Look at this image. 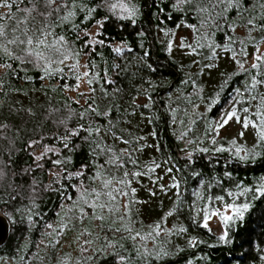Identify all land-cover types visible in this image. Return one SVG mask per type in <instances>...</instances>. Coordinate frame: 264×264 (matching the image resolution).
Returning <instances> with one entry per match:
<instances>
[{"label":"snow or ice","instance_id":"obj_1","mask_svg":"<svg viewBox=\"0 0 264 264\" xmlns=\"http://www.w3.org/2000/svg\"><path fill=\"white\" fill-rule=\"evenodd\" d=\"M160 2L164 7L154 0V39L178 74L174 91L151 78L156 67L148 62L150 51L143 41L152 29L136 31L139 56L132 55L133 48L124 40L104 38L109 23L135 28L142 15L140 0H0V205L7 208L17 199L27 200L14 211L30 230L40 214L41 194L58 195L64 203L58 207L55 224H44L41 240L45 249L52 250L54 264H97L100 257L106 258L105 264H157L173 252H182L184 248L172 242L187 233L180 222L181 182L173 173L195 176L203 186L202 173L195 167L198 155L204 159L227 154L225 164L264 159V0ZM166 9V19L178 17L174 28L161 19ZM189 17L194 22H188ZM181 28L190 32L177 38L176 30ZM104 47L123 63L108 68L106 61L98 62L97 57H102L98 49ZM213 72L214 84L208 92L204 77L212 78ZM33 76L39 88L32 84ZM13 77L31 87L13 91L7 84ZM234 82L239 86L232 87ZM162 88L166 94L160 97ZM58 94L63 97L60 101ZM23 98H28L27 104ZM218 105L223 110L208 120L206 114ZM18 116L21 123L14 122ZM168 119L177 142L176 163L172 157L144 163L140 155L146 147L166 154L161 146L148 143L158 135L142 134V125ZM233 125L237 127L229 137L221 135ZM18 151H26L31 163L18 166ZM181 161L183 167L178 166ZM157 170L163 175L153 178ZM37 172L47 174V184ZM145 176L154 186L145 189L148 199L142 200L133 182L140 184ZM14 177H21V182ZM209 181L221 190L214 197L219 206L213 207L209 199L197 208L193 201L188 207L202 219L192 217L191 223L211 232L208 221L215 218L220 227L216 239L226 244L233 225H242L252 202L264 198V176L253 183L238 181L225 168ZM225 182L229 187H224ZM66 189H72L74 196ZM169 192L172 198L165 208L163 198ZM193 195L202 199L199 190ZM144 205L152 212L147 221ZM69 232L75 257L67 251L57 254ZM254 234L246 230L243 243L255 253L253 264H264V247L252 243ZM200 242L189 236L186 247ZM0 261L13 264L8 257Z\"/></svg>","mask_w":264,"mask_h":264},{"label":"trees","instance_id":"obj_2","mask_svg":"<svg viewBox=\"0 0 264 264\" xmlns=\"http://www.w3.org/2000/svg\"><path fill=\"white\" fill-rule=\"evenodd\" d=\"M142 6V15L139 18V23L135 26V28L129 25L127 28H121L119 23H109L105 26V39H112L117 43L121 40H124L128 46L133 48V56H139L141 54L140 49V39L136 36L137 30H148L152 29L150 33L147 34L146 39L143 41L145 50L150 51V59L149 63L153 64L156 67V72L151 76L153 80L163 82L166 87H171L174 91L178 86V74L175 71V68L171 65L170 61L165 60L164 54L160 50L159 43L155 42L154 37L157 35L154 31L155 27V17L156 6H154V0H140ZM167 3V0H165ZM155 4L164 7V4L160 2V0H155ZM167 9L164 13H161V19L164 20V24L168 28H174V25L179 22L178 17L173 15L171 19H166ZM188 22L192 21V18H188ZM177 38L180 35H188L190 30L181 28L176 30ZM100 53H102V57H97L98 62L106 61L105 65L108 68H111L113 63H123V61L115 59L114 54L107 47L99 48ZM179 59V57H177ZM133 71H135V66H133ZM143 74V73H142ZM32 75V73H29ZM215 72L212 74V78H210L207 74L204 79L207 82V91L211 92L214 84ZM7 79V78H6ZM71 82V81H69ZM171 82V83H170ZM7 84L12 88L13 91L17 88H25L31 87L26 86L20 81H17L14 77L11 79H7ZM32 84L35 88L40 87V83L38 78L33 76ZM129 82L125 80V86H127ZM239 84L235 82L232 84V87H238ZM190 91V90H189ZM160 97H163L165 93V89H158ZM214 94V93H213ZM41 99L43 98L42 93H36ZM71 95V94H70ZM31 98V97H29ZM24 103L27 104L28 98H23ZM63 97L61 95L56 96V100L60 101ZM163 109H161L162 111ZM203 109H201L202 111ZM222 105H218L212 109L211 112L207 113V119L212 120L216 116L218 111H222ZM26 119V117L24 118ZM15 123H21V117H17L14 121ZM199 124L202 126L204 124L203 121H200ZM236 125H233L232 128L227 131L221 130V135L224 137H229L235 130ZM149 131H154L158 135V139H149L148 143H155L162 147L163 152L166 154L165 156H161L160 153L154 152L151 148H145L144 152L140 155V159L147 163L150 159H158L162 160L166 157H172V162L176 163V152H177V142L175 141V137L173 135V125L171 119L167 120V123H164L163 120H158L154 124H147L146 122L142 125L141 133L147 134ZM17 148H22V142H17ZM16 164L20 167H25L27 164L31 163L29 160L28 154L26 151H18L16 153ZM227 158V154H215L206 156L204 159H200L199 155L196 160V171L202 173L200 179L205 181V184L201 186L199 184V180L197 177L193 176L192 178H188L182 172L173 173L178 177V180L181 182L180 191L181 196L184 199L183 205V215L180 217V222L184 227L187 228V233L182 237H173L172 242L175 245H178L184 248V251L180 253L173 252L170 256L161 258L157 264H186V260L191 259L193 264H253L255 253L250 250L248 243H243V238L245 236V232L248 229L254 230V235L252 238V243L259 242L261 247H264V198L257 199L253 201V208L250 210L248 214L245 216V222L237 225H233V229L229 231V243H223L216 239V236L219 235L220 227L219 222L213 218L208 221L209 228L211 232L203 227L198 226L197 224L191 223V218L194 217L198 221L202 219V214L193 212L188 207L189 204H192L195 201V207L200 208L204 204H206L209 199L212 200V206L218 207L219 205L215 202V195L221 194V190L219 187L215 186L214 181H209V177H218L222 174V172L227 168L233 177L238 181H247L249 183L255 182V180L264 176V159H258L255 162L241 163V162H231L225 164V160ZM80 157H76V162L78 163ZM179 167H183V162L181 161L178 165ZM38 179L42 181L44 184L48 183V176L46 173L40 174L36 173ZM155 175H163V173L157 170L156 173L153 174V178ZM168 177H164V182L168 181ZM16 182H21V177H14ZM30 180L29 178H24V182ZM211 183V187L209 184ZM143 185V188L141 187ZM133 186L137 188V197L142 200H147V194L145 189L154 185L150 184L149 177H141L140 184H136L133 182ZM224 187H229L228 183L225 182ZM69 196H74V192L72 189H66ZM197 190L200 191L201 197L197 198L193 195ZM172 198V193L169 192L168 196L163 198L164 207L167 208L169 206V201ZM243 200V198H240ZM27 200L17 199L14 204L9 205L7 208L0 205V213L8 220L10 224V234L8 241L6 244L0 248V257H8L11 258L13 264H54L53 253L52 250L45 249L41 245V240L44 239L43 233L45 232L44 224L53 223L57 221V211L61 201L58 195L54 192H46L42 193L40 198L38 199V211L39 215L34 217V226L29 230V226L27 221L21 217L19 214L15 213L14 208L22 207L23 204H26ZM155 204L160 203V199L157 198L154 201ZM145 215L143 217L144 220H148L152 216L151 209L148 205H144ZM11 214V219H9V215ZM159 215L160 213L157 211L155 213ZM23 221V222H22ZM174 221L170 218L168 221V225ZM85 223H88L87 221ZM103 235V233H101ZM111 235V233H109ZM189 236H194L201 241L197 243L194 247L188 248L186 247V239ZM73 233H67L63 239L61 240L60 245L57 249V254H62L67 251L72 254L73 257L77 255V252L74 251L75 245H70L72 240ZM25 257L24 260H20L18 257ZM202 258V259H201ZM105 257H100L97 261V264H105ZM0 264H3L0 261Z\"/></svg>","mask_w":264,"mask_h":264},{"label":"water","instance_id":"obj_3","mask_svg":"<svg viewBox=\"0 0 264 264\" xmlns=\"http://www.w3.org/2000/svg\"><path fill=\"white\" fill-rule=\"evenodd\" d=\"M10 234V224L8 220L0 213V248L8 241Z\"/></svg>","mask_w":264,"mask_h":264},{"label":"rangeland","instance_id":"obj_4","mask_svg":"<svg viewBox=\"0 0 264 264\" xmlns=\"http://www.w3.org/2000/svg\"><path fill=\"white\" fill-rule=\"evenodd\" d=\"M262 51H264V49H262Z\"/></svg>","mask_w":264,"mask_h":264}]
</instances>
